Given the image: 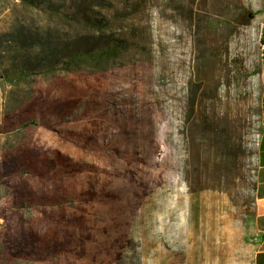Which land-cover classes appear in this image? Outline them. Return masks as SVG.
Segmentation results:
<instances>
[{"label":"rangeland","instance_id":"374dc122","mask_svg":"<svg viewBox=\"0 0 264 264\" xmlns=\"http://www.w3.org/2000/svg\"><path fill=\"white\" fill-rule=\"evenodd\" d=\"M55 1L69 17L0 0V33L23 25L73 39L112 35L127 46L0 81V125L2 111L29 103L46 108L48 122L0 133V264H252L264 0ZM113 145L118 151L105 147ZM27 150L77 167L44 171L54 180L19 176ZM24 192L65 203L17 208ZM30 229L37 260H8L5 245L22 249ZM52 239L66 244L60 259L44 253Z\"/></svg>","mask_w":264,"mask_h":264},{"label":"trees","instance_id":"16d2710c","mask_svg":"<svg viewBox=\"0 0 264 264\" xmlns=\"http://www.w3.org/2000/svg\"><path fill=\"white\" fill-rule=\"evenodd\" d=\"M26 3L31 7L39 9V11L50 14H64L63 4L57 3L55 0H19ZM100 0H94L98 2ZM95 4V3H94ZM264 10V4H263ZM75 15L78 13L75 12ZM72 19L73 17L70 16ZM88 23H96L99 25L106 24L105 20H88ZM127 41L124 39L114 38L112 35H99V36H82L76 38H67L55 31L37 32L33 29L25 28L19 25L10 31L0 33V81L14 84L24 80L25 78L35 74H47L55 70L56 67L65 68L69 64L80 61L81 59H104L109 58L115 53L116 49L125 48ZM13 52H20L21 58H14L10 55ZM14 60L11 66H4V64ZM264 61V53H263ZM197 100V91L191 89L188 99V120L191 119L195 113V106ZM36 103H29L24 107L12 112L4 114L2 111V124L0 125V133L14 132L19 129H27L36 125H46L42 118V111L46 112V108L37 107ZM87 106V105H86ZM88 107V106H87ZM37 113L39 116L37 117ZM50 127V126H49ZM222 133H219V135ZM71 138H76L81 141L83 147H91L83 139L81 134H71ZM96 145L92 144L93 148ZM104 146V145H103ZM107 147L108 150H115L114 145L112 148ZM234 151L232 145L231 153ZM66 158L55 152L51 153L49 158L45 153L40 154L35 151L27 150L23 152L16 161L15 172L19 176L30 175L40 180H54L48 177L44 171H52L53 174L56 168L65 170L68 173L74 170L77 166L66 163ZM81 170V168H79ZM59 175V174H57ZM64 191V190H63ZM23 192V191H22ZM64 196L67 198L64 191ZM62 194V195H63ZM34 201L29 193H20L16 198L17 208L27 206H58L63 208L65 199L55 194L49 196L38 197ZM35 232L30 229L24 236V245L22 249L7 247L5 245V253L8 254L10 261H25L34 262L37 259L38 251L35 250L38 246V240L35 239ZM64 241L59 239H52L49 241V246L44 253L50 255V259H60L64 252L67 251Z\"/></svg>","mask_w":264,"mask_h":264},{"label":"crops","instance_id":"0c3cea01","mask_svg":"<svg viewBox=\"0 0 264 264\" xmlns=\"http://www.w3.org/2000/svg\"><path fill=\"white\" fill-rule=\"evenodd\" d=\"M264 4V3H263ZM258 131L254 139V208L252 264H264V69L260 77ZM2 110V93H1Z\"/></svg>","mask_w":264,"mask_h":264},{"label":"bare ground","instance_id":"6f19581e","mask_svg":"<svg viewBox=\"0 0 264 264\" xmlns=\"http://www.w3.org/2000/svg\"><path fill=\"white\" fill-rule=\"evenodd\" d=\"M181 234H180V232H179V227H178V225H176V244L178 245V242H179V236H180ZM200 242V241H199ZM205 243V242H204ZM203 243V244H204ZM176 245V246H177ZM204 248V247H203ZM176 253H177V258H181L182 257V253H180V254H178L179 252H178V250L176 251Z\"/></svg>","mask_w":264,"mask_h":264},{"label":"built area","instance_id":"2783aa9c","mask_svg":"<svg viewBox=\"0 0 264 264\" xmlns=\"http://www.w3.org/2000/svg\"><path fill=\"white\" fill-rule=\"evenodd\" d=\"M259 46H260V49H261L262 53H264V28H263V30L260 33V43H259Z\"/></svg>","mask_w":264,"mask_h":264}]
</instances>
